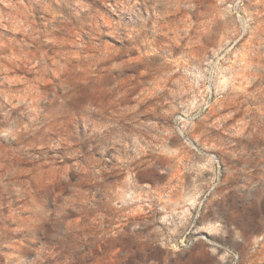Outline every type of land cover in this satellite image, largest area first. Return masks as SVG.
I'll use <instances>...</instances> for the list:
<instances>
[{
	"label": "rangeland",
	"instance_id": "rangeland-1",
	"mask_svg": "<svg viewBox=\"0 0 264 264\" xmlns=\"http://www.w3.org/2000/svg\"><path fill=\"white\" fill-rule=\"evenodd\" d=\"M0 264H264V0H0Z\"/></svg>",
	"mask_w": 264,
	"mask_h": 264
}]
</instances>
